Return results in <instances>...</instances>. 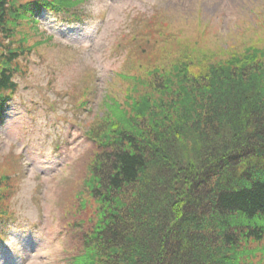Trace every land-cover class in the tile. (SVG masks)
<instances>
[{
    "label": "trees",
    "instance_id": "1",
    "mask_svg": "<svg viewBox=\"0 0 264 264\" xmlns=\"http://www.w3.org/2000/svg\"><path fill=\"white\" fill-rule=\"evenodd\" d=\"M77 3L0 0V106L26 46L13 43L16 27ZM254 31L220 62L207 55L196 75L187 60L161 84L153 71L139 101L135 87L125 104L108 96L88 184L100 206L72 264H264V20ZM9 176L0 203L17 185Z\"/></svg>",
    "mask_w": 264,
    "mask_h": 264
},
{
    "label": "rangeland",
    "instance_id": "2",
    "mask_svg": "<svg viewBox=\"0 0 264 264\" xmlns=\"http://www.w3.org/2000/svg\"><path fill=\"white\" fill-rule=\"evenodd\" d=\"M81 6L82 23L41 17L54 41L30 58L32 74L19 79L0 117V175L13 174L20 183L8 205L14 217L0 220V264H72L84 251L100 206L87 185L103 152L91 134H100L107 95L125 104L135 87L139 101L150 92L153 71V83L161 84L186 60L196 75L207 55L220 62L229 47L255 36L264 19V0H87ZM203 24L208 29L200 41ZM141 37L152 41L142 45ZM91 80L96 94L91 109L81 110L76 101Z\"/></svg>",
    "mask_w": 264,
    "mask_h": 264
}]
</instances>
